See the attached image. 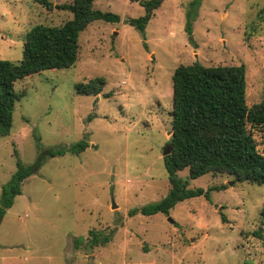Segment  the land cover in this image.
<instances>
[{"label":"rangeland","instance_id":"1","mask_svg":"<svg viewBox=\"0 0 264 264\" xmlns=\"http://www.w3.org/2000/svg\"><path fill=\"white\" fill-rule=\"evenodd\" d=\"M48 1L50 11L34 0H0V60L19 63L34 26L58 27L72 18L55 8L71 0ZM192 1L165 0L143 38L123 22L143 16L140 5L95 0L94 9L121 21H94L80 32L74 66L15 83L20 99L9 135L0 138V196L17 160L32 165L42 151L84 138L88 147L44 157L22 182L0 223V264H264V185L207 174L188 186L212 189L207 198L184 200L167 215H129L170 189L162 152L170 139L175 68L243 65L247 106L264 98V0H201L190 40ZM97 77L106 83L101 94H77V84ZM253 137L264 155V130ZM258 229L261 239L252 235ZM92 230L110 234L109 242L85 248Z\"/></svg>","mask_w":264,"mask_h":264},{"label":"trees","instance_id":"2","mask_svg":"<svg viewBox=\"0 0 264 264\" xmlns=\"http://www.w3.org/2000/svg\"><path fill=\"white\" fill-rule=\"evenodd\" d=\"M50 11L53 5L48 0H34ZM95 0H71L69 4L55 8L67 11L72 18L58 27L36 25L26 34L22 60L12 63L0 60V138L10 133L16 103L20 99L14 90L16 82L46 70L68 69L78 59V36L90 23L103 21L117 24L120 17L110 12L94 9ZM137 3L143 16L124 19L144 38L149 21L165 0H128ZM201 0H193L186 13L185 31L191 40L192 23ZM105 80L97 77L75 86L79 95L97 97L101 94ZM172 135L170 155L162 162L167 173L170 189L158 202L129 212L130 216L141 214L167 215L176 204L196 197H208L212 189H189V181L207 174L233 176L237 182L249 185H264V155L257 149L254 130H264V98L251 107L246 104L245 68L239 66L205 67L195 62L180 65L172 75V111L170 121ZM38 140V139H37ZM88 147L82 139L67 149L42 151L38 159L25 166L16 161L17 169L1 189L0 223L14 199L21 194L22 182L36 173L44 157L63 156L65 153L79 155ZM16 155V153H15ZM188 171L187 178L178 176ZM264 218V210L262 211ZM225 221V218H222ZM252 235L262 238L261 229ZM83 238L75 239L78 249ZM110 234L102 235L89 231L85 248L103 246Z\"/></svg>","mask_w":264,"mask_h":264},{"label":"water","instance_id":"3","mask_svg":"<svg viewBox=\"0 0 264 264\" xmlns=\"http://www.w3.org/2000/svg\"><path fill=\"white\" fill-rule=\"evenodd\" d=\"M168 134H169V136H171V135H172V132H169ZM170 153H171V144L168 143V144L165 146V148H164V150H163V152H162V158H163V157H166V156H168V155H170ZM114 207H115V205L113 204L112 208H114ZM169 221L171 222L170 219H169Z\"/></svg>","mask_w":264,"mask_h":264}]
</instances>
